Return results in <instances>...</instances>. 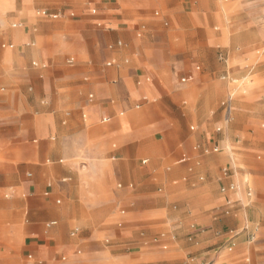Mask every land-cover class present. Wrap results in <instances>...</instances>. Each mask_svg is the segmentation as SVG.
<instances>
[{
    "label": "crops",
    "instance_id": "obj_1",
    "mask_svg": "<svg viewBox=\"0 0 264 264\" xmlns=\"http://www.w3.org/2000/svg\"><path fill=\"white\" fill-rule=\"evenodd\" d=\"M207 1L0 0V264H264V53ZM34 12L85 32L38 50Z\"/></svg>",
    "mask_w": 264,
    "mask_h": 264
},
{
    "label": "rangeland",
    "instance_id": "obj_2",
    "mask_svg": "<svg viewBox=\"0 0 264 264\" xmlns=\"http://www.w3.org/2000/svg\"><path fill=\"white\" fill-rule=\"evenodd\" d=\"M207 7L204 10V13L215 15L216 18L220 20V23L223 25H213L211 28L215 33H225L227 39L230 44V52L234 55H244V53L248 50H251L252 57L247 65L251 68L256 65L259 61L261 55L264 53V40L263 44L256 45L258 43L255 42L256 37V29L262 28L264 31V0H208ZM52 11H58L57 9ZM64 12V10H61ZM80 14L79 12H75V17L70 18H60L57 20L50 19H42L37 16V13H33V28L36 35V48L38 50H44L57 45L58 43L68 45L69 38H78L85 30L77 23L79 20ZM87 33H85L86 35ZM96 36V35H95ZM93 35L92 39L89 38L86 40V43L90 45L94 43L95 46L100 47L101 41ZM93 40V41H92ZM59 41V42H58ZM109 45H114V41H109ZM72 54V51H69ZM224 54V53H223ZM264 55V54H263ZM224 56V55H223ZM77 61H82L84 58L76 57ZM224 59V57H223ZM227 59V56H226ZM245 63L234 62L230 64L231 68H238L239 66L244 67ZM231 80L235 82H231L230 86L233 90L225 96L221 102L227 101L230 97L232 115H235V111L238 108V96L235 90L240 86V82L237 81L238 77H230ZM217 127H223L222 124L217 125ZM253 161H256L253 158ZM240 168H244L249 174L248 176L243 175L242 181L245 179H249L251 182V187L254 188L255 193L258 189L262 191V195L264 196V179H259V184L255 182V177L252 176V171H255L256 168H251L246 165H239ZM253 190V191H254ZM254 196V195H253ZM256 201V198H255ZM254 201V202H255ZM125 209V208H124ZM250 217L254 216L253 213L250 212ZM194 225L197 229L203 228L204 226L200 223L193 222L190 225ZM158 236V235H156ZM155 236V237H156ZM155 237H152L154 239ZM187 236L180 237L179 240H183L188 243ZM249 242H253L250 240ZM253 247V244L251 245ZM188 259L194 258L195 254L192 252H188ZM221 264V262H219Z\"/></svg>",
    "mask_w": 264,
    "mask_h": 264
},
{
    "label": "built area",
    "instance_id": "obj_3",
    "mask_svg": "<svg viewBox=\"0 0 264 264\" xmlns=\"http://www.w3.org/2000/svg\"><path fill=\"white\" fill-rule=\"evenodd\" d=\"M43 15H47V13H45V12H43ZM183 81H185V80H183ZM230 102H231V99L229 98L227 101H225L224 102V107H225V111H226V114H227V116H230V114H231V111H232V108H231V104H230Z\"/></svg>",
    "mask_w": 264,
    "mask_h": 264
}]
</instances>
